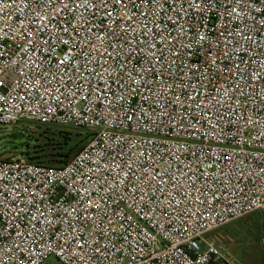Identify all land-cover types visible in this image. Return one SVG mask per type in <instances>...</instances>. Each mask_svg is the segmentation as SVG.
Masks as SVG:
<instances>
[{"label":"built area","instance_id":"built-area-1","mask_svg":"<svg viewBox=\"0 0 264 264\" xmlns=\"http://www.w3.org/2000/svg\"><path fill=\"white\" fill-rule=\"evenodd\" d=\"M91 130L0 156V264H242L264 214V0H0V125Z\"/></svg>","mask_w":264,"mask_h":264},{"label":"rangeland","instance_id":"rangeland-1","mask_svg":"<svg viewBox=\"0 0 264 264\" xmlns=\"http://www.w3.org/2000/svg\"><path fill=\"white\" fill-rule=\"evenodd\" d=\"M28 127H15L13 125H0V156L6 158H25V151L32 146L35 135L44 124L29 121ZM63 130H73L85 136V142L90 138L91 130L75 126L49 125ZM259 223V224H258ZM255 224L256 230L248 231L246 234L238 235L232 233V228ZM264 214L254 212L227 224L219 226L208 232L207 236H214L218 242L226 248L242 264H264ZM232 226L231 229H226ZM43 264H62L55 256L48 257Z\"/></svg>","mask_w":264,"mask_h":264},{"label":"trees","instance_id":"trees-1","mask_svg":"<svg viewBox=\"0 0 264 264\" xmlns=\"http://www.w3.org/2000/svg\"><path fill=\"white\" fill-rule=\"evenodd\" d=\"M85 136L73 130H63L49 125L41 126L35 135V143L25 151V158L28 161L45 165H64L86 145L89 139L85 142ZM231 227L227 226L226 229L229 230ZM258 228L255 224L247 228L234 226L232 233L243 235L246 234V229L252 232ZM263 228L264 224H262Z\"/></svg>","mask_w":264,"mask_h":264},{"label":"crops","instance_id":"crops-1","mask_svg":"<svg viewBox=\"0 0 264 264\" xmlns=\"http://www.w3.org/2000/svg\"><path fill=\"white\" fill-rule=\"evenodd\" d=\"M257 212H259V211H257ZM259 213H261V212H259Z\"/></svg>","mask_w":264,"mask_h":264}]
</instances>
